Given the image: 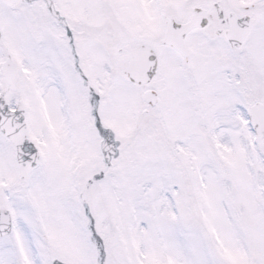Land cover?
<instances>
[{"label": "snow or ice", "instance_id": "1", "mask_svg": "<svg viewBox=\"0 0 264 264\" xmlns=\"http://www.w3.org/2000/svg\"><path fill=\"white\" fill-rule=\"evenodd\" d=\"M0 264H264V0H0Z\"/></svg>", "mask_w": 264, "mask_h": 264}]
</instances>
